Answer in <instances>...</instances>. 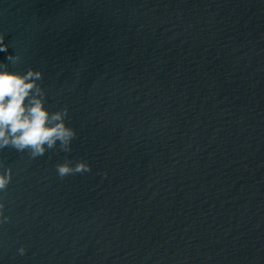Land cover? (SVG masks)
Listing matches in <instances>:
<instances>
[{
  "label": "water",
  "instance_id": "95a60500",
  "mask_svg": "<svg viewBox=\"0 0 264 264\" xmlns=\"http://www.w3.org/2000/svg\"><path fill=\"white\" fill-rule=\"evenodd\" d=\"M0 33L77 132L0 150V264H264V0H0Z\"/></svg>",
  "mask_w": 264,
  "mask_h": 264
},
{
  "label": "clouds",
  "instance_id": "9594fccd",
  "mask_svg": "<svg viewBox=\"0 0 264 264\" xmlns=\"http://www.w3.org/2000/svg\"><path fill=\"white\" fill-rule=\"evenodd\" d=\"M0 52H8L5 35L0 33ZM22 58L15 52L9 53L5 62H0V150L6 147L27 153L37 159L46 152L58 150L71 153L72 141L77 138L76 130L66 122L69 109L60 108L50 111L46 107V90L41 86L43 79L40 70L29 67L26 71H14L9 65L16 66ZM57 176L63 180L68 176L83 175L91 172L86 160H72L65 157L55 165ZM105 175L106 173H100ZM12 181V169L0 160V193H6ZM11 217L5 215V203L0 199V226L10 223ZM23 256L26 248L17 250Z\"/></svg>",
  "mask_w": 264,
  "mask_h": 264
}]
</instances>
